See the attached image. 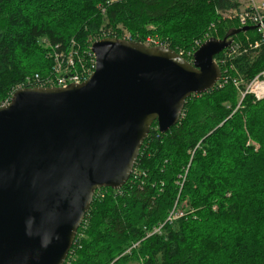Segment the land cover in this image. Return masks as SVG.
<instances>
[{"label":"trees","instance_id":"obj_1","mask_svg":"<svg viewBox=\"0 0 264 264\" xmlns=\"http://www.w3.org/2000/svg\"><path fill=\"white\" fill-rule=\"evenodd\" d=\"M73 1H82L89 15L98 13L93 6L96 0ZM238 1L102 0L103 13L91 20L79 17L77 24L67 30L71 35L68 37L51 29L52 21L69 19L67 0H0V104L10 99L12 90L25 88L23 81L29 75L27 63L40 37H45L57 50L68 46L70 37L75 38L80 46V55L85 60L89 45L87 39L99 38L100 28L106 25L121 23L136 35L135 39L139 42L157 33L166 39L163 41L166 46L177 53L183 50L181 56L191 61V56L184 51L192 43L193 36H200L208 26L207 34L222 38L229 29L238 27L235 20L221 15L228 9H234ZM242 35L239 32L232 38L243 39ZM246 35L252 41L258 36L254 28L247 30ZM221 54L222 51L214 57L219 58ZM231 62L242 76L251 77L264 69V48L259 47L255 56H234ZM45 64L46 71L42 75L52 68L49 60L45 59ZM35 73L41 74L38 70L31 74ZM235 94L230 84L222 87L214 85L210 90L188 98L180 120L166 132H159L156 122L152 123L125 184L119 189L102 187L95 191L90 208L78 228V232L83 233H77L69 252V264H127L130 261L140 264H220L219 253L222 248L231 246L232 241L217 235L222 231H213L214 226L208 221L219 214L218 201L221 206L227 184L225 174L214 180L202 166L206 160L200 162L199 154L193 155L189 168L190 171L193 168L196 174L199 172L197 185L201 190L194 193L186 191L185 195H189L187 200H183L186 198L182 192L180 197L176 196L174 176L188 161L186 149L195 146L199 139L218 145L216 139L224 135L226 126L235 129L232 134L227 133L229 141L226 145L232 141V145H239L243 118L247 122L248 133L262 150L252 153L250 147L240 144L235 153L239 155L241 149L242 156L236 161L233 173L242 168L251 169L260 161L264 163V99L254 100L246 94L241 113L236 111L231 114L229 108L235 104ZM199 103L201 105L196 106ZM169 146L171 151L166 148ZM213 149L210 148L209 153ZM215 153L211 162L222 157ZM252 154L254 157H251ZM247 158L249 161H246ZM138 168L143 171H138ZM184 185H189L187 177ZM257 191L264 193V183L255 188V194ZM183 201L188 202L189 209H195L194 214L187 213L172 222L166 221L159 233L147 235V231L165 221L175 203L177 206ZM214 204L216 209L212 207ZM231 206L233 204L229 206L232 211L230 217L235 219L236 211ZM259 251L254 264H264V243ZM238 252L241 256L239 248Z\"/></svg>","mask_w":264,"mask_h":264},{"label":"water","instance_id":"obj_2","mask_svg":"<svg viewBox=\"0 0 264 264\" xmlns=\"http://www.w3.org/2000/svg\"><path fill=\"white\" fill-rule=\"evenodd\" d=\"M209 37L188 61L169 47L101 37L83 82L16 89L0 106V264H63L102 187L128 180L155 121L166 132L220 77Z\"/></svg>","mask_w":264,"mask_h":264},{"label":"rangeland","instance_id":"obj_3","mask_svg":"<svg viewBox=\"0 0 264 264\" xmlns=\"http://www.w3.org/2000/svg\"><path fill=\"white\" fill-rule=\"evenodd\" d=\"M110 1H117V0H110ZM101 2L102 0H96L93 5L94 9H96L98 13L95 14L94 12L92 15H89V11L84 9V4L82 3V1L67 0V11L69 14V19L65 18L63 22L58 21V20L52 21L51 29L56 34H64V35H67L68 37L71 36L67 30H71L72 26L77 24L79 17L81 19L87 18L91 20V19L97 18L98 17L97 15L99 14L101 15V13H103L104 5H102ZM245 3H246V0H239L237 3V6L234 9L226 10V12L229 11L227 16L231 17V20H234L233 17L237 16V14L243 8ZM41 6H43L42 3H41ZM226 12H223L222 17H225ZM207 27L204 31H202L200 36L196 38L193 36L191 38L192 43L191 44L189 43L188 47L184 51V53H186L187 56L189 53L192 54L199 47V45L198 46L196 45V42L198 41L197 38H202L204 34L209 32L208 31L209 28ZM148 28L154 29L153 26H148ZM100 29L102 31L99 32L100 33L99 38L115 37L114 35L116 36L118 35L119 36L118 38H128V39L137 41L135 39L136 35L132 34L133 32L128 30L121 23L116 24L114 26L106 25L105 27H102ZM147 37L158 40V41L166 40L162 36H159L157 33L153 35H148ZM209 37H214V35L212 36V34H210ZM97 38H94V39H97ZM214 38H217V37H214ZM94 39L93 37L88 38L87 43L92 42ZM68 40H69L68 46L74 45L75 38L70 37ZM68 46H65L64 48L60 47L59 50H57V47L51 45L45 37H40L37 40V44L35 46L36 50L30 57L29 62L27 63L29 74H31L32 72H35L36 70H38V72L43 74L44 71H46L45 70L46 69L45 59L49 60L50 66H52L53 64H55L57 52L61 51L63 53L68 54L67 52ZM255 55L256 54H254L253 56ZM216 58L217 57H214V61L217 64ZM226 66L229 69V72L233 74V76L240 75L241 77L244 78V81L241 83L239 87H236L230 84L234 88L236 94H235V104L234 106H231L229 109L232 110L231 114H233L236 111L241 113L242 108H243L242 102L244 98L242 97V91L247 83L246 81L252 78L257 73H259L260 71L252 75L251 77H247V76H242L239 71L238 73L237 71H234L232 66L229 65L228 63L226 64ZM218 68L220 69L221 67L218 66ZM252 98L254 99L253 96ZM262 99H264V97L259 100H262ZM200 105L201 103L197 104L196 106H200ZM240 128H241V134H242L241 135L242 141L239 143V145L241 144L242 147L243 145H245L247 146V148L250 147L252 149L251 150L252 153L253 152L257 153L260 150H262L259 143L256 142L248 133L247 122H245L244 118L241 120ZM224 130L225 131H223L222 133L224 135L218 136L216 139L217 142L219 143L218 145H215L214 144L215 142L211 143L209 140H204L203 142L202 141L203 139H199L198 142L195 144V146L186 149V153L189 156L188 161L185 164V166L180 168V171L178 173L177 172L175 173L177 175L174 176V180H176L175 184L177 186L176 196L180 197V194L182 192V194L185 196L184 198H186L183 200H187L189 198V195L188 196L185 195L186 191H193L192 193H194V192L201 190L200 185L199 184L197 185V182L200 180L199 172H197L196 174L195 171H193V168L191 169V171L189 168L191 160L193 159V155L197 156V154H199L198 161L200 162L202 160H206V163H204L202 166H204L205 169L209 171V175L213 177L214 180L217 181L218 179H220V177L223 174H225L224 178H226L227 184L224 187V191L221 197L223 199L221 202V206H219V201L217 200L218 207L220 208L219 214L214 215V217H212L208 221V223H211V225L214 226L213 231H216V230L217 232L222 231L221 234H217V235L221 236L222 238H225V237L229 238L232 241L231 246L230 245L226 246L227 247V248L225 247L226 249L222 248V251L219 253L220 264H254L255 256L257 252L261 249V245L264 243V193L257 191L258 193L255 194V188H260V186L264 183V168H263L264 163L260 161L255 167L251 169H249L248 167L245 169L242 168L233 173V167L237 165L236 161L239 159V157L241 158L242 156L241 149L238 155V152L237 153L235 152L238 150L239 145L237 146L236 144L232 145L233 141L230 142L229 145H226L227 142L229 141L226 138L227 133L232 134L235 129H232L231 127L226 126V129ZM166 148H168V150L171 151L170 146ZM210 148H214L213 151H211V153H209ZM160 152H161L160 155H162L161 150ZM214 152H216L215 154L217 155L218 154L222 155V157L219 156L215 158L214 162H211V158H212L211 156L214 154ZM251 157H254V154H252ZM246 161H249V158H247ZM228 170L230 171L227 172ZM138 171L141 172L143 170L141 168H138ZM253 173H256V174L254 175ZM186 177L188 178V181H189L188 186L184 185ZM162 186H163V183L161 182L160 192H161ZM183 188L184 189L187 188V190H184ZM181 204L185 207V210L187 211L186 213L194 214L195 209L194 208L189 209V205L187 201H183ZM231 204H233L234 206L233 209L236 211L237 216L235 219L230 217L232 211L230 210L229 206ZM233 206H231V208ZM212 207L216 209L217 206L216 204H214L212 205ZM204 219L205 218H203V220ZM206 219L208 218L206 217ZM165 223L167 222L163 221V223L161 224L164 225ZM158 227H159V231L154 232V233H159L161 231L160 224L151 228L149 231H147V233L151 231L150 234H154L152 231ZM81 233L83 232L81 231ZM81 233L78 232V234H81ZM236 240L237 242L235 244ZM238 248L240 249V252L242 253L241 256H239ZM127 264H140V263L138 261H130Z\"/></svg>","mask_w":264,"mask_h":264},{"label":"built area","instance_id":"obj_4","mask_svg":"<svg viewBox=\"0 0 264 264\" xmlns=\"http://www.w3.org/2000/svg\"><path fill=\"white\" fill-rule=\"evenodd\" d=\"M218 12L220 13V11ZM228 13L229 11L225 13V18L231 19V17L227 16ZM222 14L223 12L221 13V15ZM233 19L238 23L239 27L254 25L255 26L254 29L256 30L258 36L254 41H252V38L246 35L247 31H244L242 32L243 33L242 36H244L243 39L231 37L230 43L227 45L226 48L222 50L221 56L219 58L218 57L216 58V62L218 66L221 67L220 77L214 84L217 87H222L227 84H232L236 87H239L241 83L244 81V78L241 77L240 75L233 76V74L229 72V69L227 68L226 64L228 63L234 69V65L231 62L234 56H241L243 54H247L248 56H253L254 54L257 55L259 51V47L264 48V0H246V3L244 4L243 8L240 10V12L237 14L236 17L235 16L233 17ZM208 37L209 34L206 33L202 38H197L198 41L196 42V45L200 46L203 41L208 39ZM124 39H128V38H124ZM92 42H90L89 45L87 46L85 52L86 53L85 60L83 59L82 54L80 55L79 44L76 41H74V45H70L67 48L68 54L63 53L61 51L57 52L55 64L52 65V68L50 69L49 73L44 75L35 73L25 76L23 83L26 86L24 87H33V86L63 87L70 83L79 84L83 82L91 75L94 69V56L93 53L91 52ZM143 43L149 46L168 47L165 45V42H163L162 40L158 41L149 37H146ZM179 54L181 55L182 51H180ZM188 56H191L192 58V54L190 55L189 53ZM234 71L236 70L234 69ZM246 82L247 83L242 91V97H244L246 94L252 95L254 97V100H259L264 97V69L261 70L256 75H254L249 80H247ZM16 89L12 90L10 97ZM8 101L9 100L3 101L0 104V106L6 104ZM186 212L187 211L185 210V207L182 204H178L176 206L175 203L173 208L169 211L165 221L172 222L173 220L187 214ZM161 226L162 224H160V227ZM158 231H159V227L154 229L152 232L154 233ZM77 233L78 230L76 232V235ZM150 233L151 231L147 235H150ZM135 245L136 244H134V246ZM69 256L70 255L68 253V256L66 257L63 264H69L68 263Z\"/></svg>","mask_w":264,"mask_h":264},{"label":"bare ground","instance_id":"obj_5","mask_svg":"<svg viewBox=\"0 0 264 264\" xmlns=\"http://www.w3.org/2000/svg\"><path fill=\"white\" fill-rule=\"evenodd\" d=\"M228 66V65H227Z\"/></svg>","mask_w":264,"mask_h":264}]
</instances>
